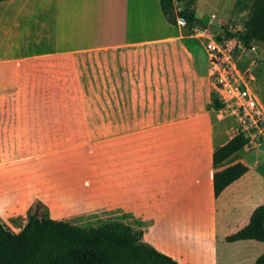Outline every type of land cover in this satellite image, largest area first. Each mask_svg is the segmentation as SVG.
Instances as JSON below:
<instances>
[{
  "label": "crops",
  "instance_id": "crops-1",
  "mask_svg": "<svg viewBox=\"0 0 264 264\" xmlns=\"http://www.w3.org/2000/svg\"><path fill=\"white\" fill-rule=\"evenodd\" d=\"M175 3L208 24L219 6ZM208 66L197 31L170 25L160 0L0 2L2 221L20 233L39 202L42 216L80 228L126 224L179 264H221L220 207L243 210L239 232L264 189L246 147L228 166L248 173L215 195L214 152L236 136ZM225 227L227 245L262 248L228 243Z\"/></svg>",
  "mask_w": 264,
  "mask_h": 264
},
{
  "label": "trees",
  "instance_id": "trees-1",
  "mask_svg": "<svg viewBox=\"0 0 264 264\" xmlns=\"http://www.w3.org/2000/svg\"><path fill=\"white\" fill-rule=\"evenodd\" d=\"M10 0H0L5 2ZM165 20L174 27L184 21L187 30L201 22L190 9L178 10L175 0H160ZM249 11L242 33L216 35L235 39L252 49L255 41L264 42V0H237L233 12ZM216 107L222 105L216 101ZM248 140L237 135L214 152V189L219 197L228 187L248 173L242 164L228 166L234 156L248 147ZM36 203L20 233L13 232L0 218V264H179L147 243L144 234L123 223H109L95 228H80L55 221L41 214ZM255 241L264 245V205L252 214L249 224L227 238L228 243ZM255 264H264V254Z\"/></svg>",
  "mask_w": 264,
  "mask_h": 264
},
{
  "label": "built area",
  "instance_id": "built-area-1",
  "mask_svg": "<svg viewBox=\"0 0 264 264\" xmlns=\"http://www.w3.org/2000/svg\"><path fill=\"white\" fill-rule=\"evenodd\" d=\"M180 25L185 26L184 21ZM197 30L202 41L207 38L203 45L209 59L208 77L222 104L219 119L234 117L238 135L248 140V146L263 147L264 104L252 88L253 76L239 68L236 50L242 45L235 39L205 37L207 30L200 27Z\"/></svg>",
  "mask_w": 264,
  "mask_h": 264
},
{
  "label": "rangeland",
  "instance_id": "rangeland-1",
  "mask_svg": "<svg viewBox=\"0 0 264 264\" xmlns=\"http://www.w3.org/2000/svg\"><path fill=\"white\" fill-rule=\"evenodd\" d=\"M231 4V0H219V6L212 5L208 8V14L216 13L213 17V23L209 25H217L223 28V35L226 33H242L245 30V23L249 18V11L245 12H233L234 6H231L228 9L222 8V4L226 3ZM221 4V5H220ZM224 10V11H223ZM206 24H208L207 18H204ZM198 33L199 30L195 29ZM215 35L210 31H205V37ZM207 38H204V43ZM236 56L239 64V68L252 75L254 80L252 82V88L259 97V99L264 104V51L258 48L253 47L252 49L245 48L242 46L241 49L237 48ZM235 56V57H236ZM218 97V96H217ZM218 103L219 100L217 99ZM221 104V103H220ZM222 105V104H221ZM224 122L230 123L228 126V132L230 136L238 135V126L233 118H227L223 120ZM249 152H258L260 155V163L258 167L254 168L253 175L257 178V185L261 186L264 189V145L261 148L249 147ZM258 186V187H259ZM264 202V201H262ZM264 205V203H262ZM43 207L41 206V213H44ZM234 213L231 216H227L224 210L220 207V262L221 264H229L230 260L235 262V264H251L252 259L259 258L264 254V245H261V249H249L244 248V246H231L227 245L222 239L224 226H230V230H233V234L237 233L239 228L240 217L242 216V209H235ZM225 227V228H226ZM231 249V250H229ZM238 254H237V253ZM240 252V253H239ZM247 260V261H246Z\"/></svg>",
  "mask_w": 264,
  "mask_h": 264
},
{
  "label": "water",
  "instance_id": "water-1",
  "mask_svg": "<svg viewBox=\"0 0 264 264\" xmlns=\"http://www.w3.org/2000/svg\"><path fill=\"white\" fill-rule=\"evenodd\" d=\"M199 27L204 30L210 31L211 33L216 34V35H221L224 31L223 28L220 26L209 25V24L202 23V22L199 23ZM254 47L264 51V42L255 41Z\"/></svg>",
  "mask_w": 264,
  "mask_h": 264
},
{
  "label": "bare ground",
  "instance_id": "bare-ground-1",
  "mask_svg": "<svg viewBox=\"0 0 264 264\" xmlns=\"http://www.w3.org/2000/svg\"><path fill=\"white\" fill-rule=\"evenodd\" d=\"M195 200V199H194ZM205 213V212H204ZM187 214V213H186ZM197 222H199V221H197Z\"/></svg>",
  "mask_w": 264,
  "mask_h": 264
}]
</instances>
